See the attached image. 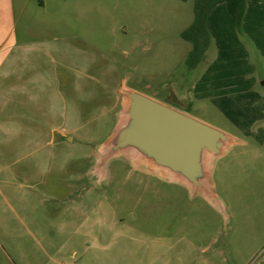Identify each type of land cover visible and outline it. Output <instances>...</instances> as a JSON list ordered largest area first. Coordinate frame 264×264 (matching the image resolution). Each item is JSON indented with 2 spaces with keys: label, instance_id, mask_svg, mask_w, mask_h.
<instances>
[{
  "label": "rangeland",
  "instance_id": "374dc122",
  "mask_svg": "<svg viewBox=\"0 0 264 264\" xmlns=\"http://www.w3.org/2000/svg\"><path fill=\"white\" fill-rule=\"evenodd\" d=\"M194 1L14 0L17 46L0 78V191H96L118 207L120 218L126 213L119 207L153 206V212L141 213L149 223L140 227L167 238L170 253L191 254L189 264L204 258L208 264L256 262L264 240L249 245L255 255L248 260L241 255L242 236L233 230L245 223L257 236L264 210L232 205L231 188L221 177L229 171L231 150L214 160L210 200L181 184L147 178L124 155L95 170L97 149L125 117L128 90L188 110L214 128L211 124H220L211 102L191 103L187 97L202 63L187 67L191 45L180 37L193 20ZM40 126L57 138L68 134L67 145H48L37 132L27 131ZM26 163L34 173L27 181ZM2 214L0 264H18L9 246L17 243L26 254V220L21 213L2 220ZM116 237L111 234L112 242ZM57 243L47 264H100L58 253Z\"/></svg>",
  "mask_w": 264,
  "mask_h": 264
},
{
  "label": "crops",
  "instance_id": "0c3cea01",
  "mask_svg": "<svg viewBox=\"0 0 264 264\" xmlns=\"http://www.w3.org/2000/svg\"><path fill=\"white\" fill-rule=\"evenodd\" d=\"M206 26L210 47L187 97L191 103L211 102L220 121L219 125H211L229 134L234 141L219 157L211 159L209 175L214 160L226 157L231 150L229 171L221 173V177L224 185L231 188L232 205L264 210V0H246L241 33L236 30L225 2L213 6ZM15 30L14 0H0V78L4 76L11 51L17 46ZM181 111L203 120L188 110ZM27 131L37 132L36 136L45 138L48 145L61 148L68 143V134L62 132L57 138L47 134L41 126ZM97 151L91 156V170ZM54 155L57 158L60 152ZM129 161L144 170L147 178L187 187L178 179ZM33 174L26 163V181ZM260 180L261 184H257ZM76 186L70 184L71 188ZM99 197L96 191H29L27 187L26 191H0L2 220L18 219L20 213L26 220V254L19 252L16 242L13 247L9 246L18 264H47L49 251L57 241L56 252L68 253L79 260L97 259L100 264H110L109 261L115 259L121 264H143L144 259L145 264H189L194 259L189 253H170L172 247L167 238L142 230L143 223L149 220L141 213L153 212V206L119 207L126 213L120 218L116 214L118 207ZM258 228L257 236L245 223L236 225L233 230L241 234L240 242L246 245L241 255L248 260L255 255L249 245L264 240V223ZM50 229L54 236H49ZM112 233L117 236L116 242L110 239ZM52 264H56L55 261ZM197 264H208L207 259ZM252 264H264V252Z\"/></svg>",
  "mask_w": 264,
  "mask_h": 264
},
{
  "label": "water",
  "instance_id": "95a60500",
  "mask_svg": "<svg viewBox=\"0 0 264 264\" xmlns=\"http://www.w3.org/2000/svg\"><path fill=\"white\" fill-rule=\"evenodd\" d=\"M125 117L101 146L95 170L124 155L144 169L164 173L213 199L209 167L233 138L185 112L133 90L126 91Z\"/></svg>",
  "mask_w": 264,
  "mask_h": 264
},
{
  "label": "trees",
  "instance_id": "16d2710c",
  "mask_svg": "<svg viewBox=\"0 0 264 264\" xmlns=\"http://www.w3.org/2000/svg\"><path fill=\"white\" fill-rule=\"evenodd\" d=\"M220 2L226 3L234 26L241 33V22L246 10V0H195L193 5V20L180 32L181 39L191 45L186 58V65L189 69L196 67L205 58V53L211 43L206 19L213 6Z\"/></svg>",
  "mask_w": 264,
  "mask_h": 264
}]
</instances>
